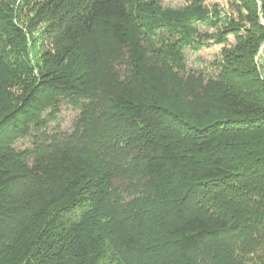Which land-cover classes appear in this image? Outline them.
I'll list each match as a JSON object with an SVG mask.
<instances>
[{
	"label": "trees",
	"instance_id": "16d2710c",
	"mask_svg": "<svg viewBox=\"0 0 264 264\" xmlns=\"http://www.w3.org/2000/svg\"><path fill=\"white\" fill-rule=\"evenodd\" d=\"M66 1L45 5L54 13L65 7L52 36L61 42L81 31L106 34L108 85L100 88L91 66L53 69L17 103L0 105V264H16L12 252L32 224L82 183L98 150L114 144L122 145L111 152L120 172L107 173L116 209L95 204L73 219L66 210L54 213L50 239L17 264L81 261L106 224L120 221L117 242L133 264H264V79L253 62L264 0L258 12L257 0H231L239 21L218 19L216 41L230 34L237 43L201 93L169 84L177 79L170 65H180L162 61L160 69L151 60L125 0H81L73 11ZM192 12L208 18L200 6ZM0 36L24 56L25 35L1 6ZM63 105L75 111L67 130L56 123ZM20 139L28 146H16Z\"/></svg>",
	"mask_w": 264,
	"mask_h": 264
},
{
	"label": "rangeland",
	"instance_id": "374dc122",
	"mask_svg": "<svg viewBox=\"0 0 264 264\" xmlns=\"http://www.w3.org/2000/svg\"><path fill=\"white\" fill-rule=\"evenodd\" d=\"M48 1L0 0V6L4 11L13 15L26 39L25 53L21 56L18 53L20 51L15 53V50L10 49L8 44L5 47L6 40L0 36V58L5 63L4 67L0 66V105L11 106L17 103L29 85L42 72L53 69L77 71L84 67L83 64L91 66L97 74L98 81L96 82L100 88L104 84L108 85L105 74L108 49L106 34L102 31L91 34L81 31L73 39L66 38L61 42H56L52 36L53 26L62 16L61 12L65 7L63 6L62 10L56 13L49 12L45 6ZM197 1L125 0L135 27L146 40L149 54L152 55L151 60L157 63L160 69L163 66L162 61L180 65L178 68L170 65V70H173L177 79L173 77L169 84H174L176 89H183L187 86V89L201 93L202 87L216 78L218 63L224 58L223 52L234 50L237 43L234 36L230 34L226 36L225 41L221 43L216 41L222 26L218 19L224 20L227 15L232 17L236 23L239 20L231 6V0H205L200 3ZM80 2L81 0H67L65 6L69 11H73L78 8ZM260 5V0H257V12L260 11ZM197 6L201 7L202 12L208 13V18L201 19L192 14ZM260 22L264 26L262 17ZM240 23L254 32V27L249 23ZM182 37L189 39L187 43L181 44ZM261 38L262 42L254 54L253 62L258 75L264 79V32ZM237 67L244 69L239 65ZM177 80H180V84ZM109 81L111 84L112 80ZM190 100H193L192 97ZM74 115L73 109L68 105H63L57 117V127L64 130L69 129ZM155 133L158 136L161 133L160 137L169 136L165 130H156ZM115 137L123 141L128 135L121 138L119 134H116ZM175 139L180 142V138ZM28 143V139H20L15 144L18 147H27ZM121 146L114 144L104 150L101 149L100 152L98 150L100 154L97 161L82 183L69 197L55 203L45 216L32 224L28 234L12 252L17 261L16 264L23 262L28 254L30 255L38 248V245L43 248L42 243L50 239L46 234L48 232L47 222L54 213L58 211L62 213L66 210L68 217L73 219L95 204L104 207L107 211L110 206L116 209L113 205V188L109 185L107 173L109 170H114L117 174L120 172L118 170L120 160L111 152H117ZM122 226H124L122 221L106 224L103 231L104 237L96 249L83 260L72 264H133V259L123 252L117 242V231Z\"/></svg>",
	"mask_w": 264,
	"mask_h": 264
}]
</instances>
